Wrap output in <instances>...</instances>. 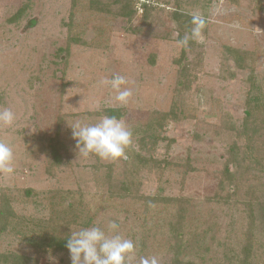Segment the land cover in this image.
I'll return each mask as SVG.
<instances>
[{
	"label": "rangeland",
	"instance_id": "374dc122",
	"mask_svg": "<svg viewBox=\"0 0 264 264\" xmlns=\"http://www.w3.org/2000/svg\"><path fill=\"white\" fill-rule=\"evenodd\" d=\"M115 2L98 11L90 0H0V107L17 117L0 128V140L15 153L14 172L0 173V205L5 196L12 208L5 227L0 220V254L72 264L68 249L34 238L68 239L94 224L107 232L116 220L136 246L133 264L151 256L176 264L169 223L178 204L148 197L179 196L187 208L183 264H228L230 247L238 251L249 234L255 240L249 264H264V149L251 193L243 188L229 201L212 199L235 138L225 129L229 120L241 130L249 100H264V0H185L182 7L175 0H129V18ZM143 3L151 9L146 19ZM24 4L26 11L10 19ZM179 8L204 19L202 43H180L194 24L180 26L173 15ZM233 49L247 67H236ZM117 73L133 90L126 106L98 84ZM107 108L121 110L133 132L128 158L80 156L71 124H95ZM58 140L59 163L50 146ZM244 201L253 203L254 220Z\"/></svg>",
	"mask_w": 264,
	"mask_h": 264
},
{
	"label": "trees",
	"instance_id": "16d2710c",
	"mask_svg": "<svg viewBox=\"0 0 264 264\" xmlns=\"http://www.w3.org/2000/svg\"><path fill=\"white\" fill-rule=\"evenodd\" d=\"M113 1H120L122 2L123 6L120 8L123 12L120 11L125 17L128 18L131 17L134 13L132 8L129 6V0H90V6L94 10L98 11H108L111 10L110 2ZM178 7H182V3L185 0H175ZM115 2V3H116ZM144 6V17L147 18L148 14L150 13V7L148 4L143 3ZM27 9V5L24 4L21 6L15 16H12V20L16 19L17 17H20ZM181 8H179L180 10ZM181 11V12H180ZM180 11L173 12L174 19L177 20L181 27L187 28L189 25H192L193 18L190 16H187L182 9ZM119 12V11H118ZM183 30V29H181ZM190 41V40H189ZM189 44V42H188ZM191 44H193V41H191ZM185 47L183 48V51H185ZM234 61L236 63L237 68H244L247 67L248 64L244 60H242V53L238 49L231 50ZM180 83H183V81ZM184 84V83H183ZM264 99V97H263ZM252 103V104H251ZM249 105L246 106L245 113H244V124L241 130L237 129L235 125H232L234 123L231 122V119L228 122V127L226 126V120H224V126H226L227 133H232L235 138L229 143L228 148L226 150V153L228 155V159L226 160L223 169L221 172V178L217 186V190L215 191L214 196L212 199H215L217 201H220V197H224L226 201H229V199L234 198L236 194H238L239 191H241L243 188L246 192L251 193V191L254 189V186L252 184V178L256 179L259 178L262 173L263 169L260 167V156H264V152L261 154H258L261 148L264 149V100H262L261 95H255L252 99L249 100ZM247 104V105H248ZM255 111V112H254ZM254 113V114H253ZM169 114H174L173 111H171ZM224 114L229 117V114L224 111ZM257 115H262V118L260 120V126L255 125L257 123ZM105 115L107 116H115L117 119H120L123 116V113L121 110L117 108H107L105 110ZM252 121L250 120V117ZM225 118V117H223ZM222 118V119H223ZM258 120V121H259ZM250 123V124H249ZM236 124V123H234ZM253 125V126H252ZM234 133V134H233ZM230 135V136H232ZM246 136V137H245ZM241 137H243L241 139ZM258 137L262 140L260 141H254V139ZM246 138V140H245ZM259 140V139H258ZM61 141H57L56 143L53 142L50 144L51 146V153L55 160V162L59 163L60 159V147L62 146V149L64 147L63 144H60ZM233 167L232 169L230 167ZM241 167V169H240ZM245 168V170H243ZM247 168L250 169L249 171H253L251 173L247 172ZM50 169V167H49ZM247 173L251 174L252 177L248 181L245 177H248ZM233 186V187H231ZM229 188L231 193L229 192L227 195L224 196L223 193H221L226 188ZM29 193V190L27 191ZM125 193V192H123ZM120 196H122V193H119ZM149 201L151 202H164L165 204L175 203L178 204L177 208L175 209V215L174 220L170 221V230L173 233V237L175 238L174 243L172 244V248L174 249L175 254V263L176 264H183L184 262L180 260V254L182 253V250L184 248V224L186 219V211L187 208L185 206V198L184 197H174V196H151L148 197ZM211 199V198H209ZM247 204V210L249 211L248 217L251 220H254L253 215V209L254 205L250 201H244ZM12 214V208H11V202L9 199H6L5 196H2V203L0 205V220H1V226L5 227L6 222L8 220V216ZM248 234L252 231L251 225L249 226V229L247 230ZM244 245L239 248V250H235L233 247H230V251L226 254V257H228L229 262L228 264H249L251 261L250 258L253 256L251 254L253 243L255 242L253 236L249 234L245 239ZM34 244H39L41 246H50V248L54 247L57 249L66 250V243L67 238L57 237V236H49L48 234H41L39 233V237L36 236L33 240ZM34 258H31L29 256H25L22 254H17L14 252H9L5 254H0V264H38L37 261L32 260ZM189 264H197L194 261H189ZM202 264H206V262H203Z\"/></svg>",
	"mask_w": 264,
	"mask_h": 264
},
{
	"label": "clouds",
	"instance_id": "9594fccd",
	"mask_svg": "<svg viewBox=\"0 0 264 264\" xmlns=\"http://www.w3.org/2000/svg\"><path fill=\"white\" fill-rule=\"evenodd\" d=\"M193 24L191 34H186L180 41L183 46H187L189 40L203 42L204 19L194 16ZM129 83L125 76L118 73L111 78L104 77L98 82L99 86L108 87L116 93L115 99L121 106H126L133 95L132 88L127 87ZM16 119V113L11 108L0 107V128H11ZM71 127L80 156L87 158L94 154L103 160L111 161L128 158L127 150L132 147L133 132L123 120L106 115L95 124L82 125L80 122H75ZM14 162L13 148L0 140V173L12 174L15 170ZM118 229L117 221L110 220L107 224V232L95 224L71 232L66 247L72 264H133L136 246L133 240L121 235ZM137 264H161V262L156 256H151L140 257Z\"/></svg>",
	"mask_w": 264,
	"mask_h": 264
}]
</instances>
